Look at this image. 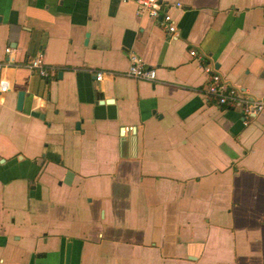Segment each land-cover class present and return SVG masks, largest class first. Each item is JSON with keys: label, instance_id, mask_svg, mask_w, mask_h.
I'll list each match as a JSON object with an SVG mask.
<instances>
[{"label": "crops", "instance_id": "crops-1", "mask_svg": "<svg viewBox=\"0 0 264 264\" xmlns=\"http://www.w3.org/2000/svg\"><path fill=\"white\" fill-rule=\"evenodd\" d=\"M160 1L171 37L133 0H0V264H264V108L201 66L264 93V0Z\"/></svg>", "mask_w": 264, "mask_h": 264}, {"label": "built area", "instance_id": "built-area-1", "mask_svg": "<svg viewBox=\"0 0 264 264\" xmlns=\"http://www.w3.org/2000/svg\"><path fill=\"white\" fill-rule=\"evenodd\" d=\"M135 3L136 14L146 13L154 18H157L158 24L164 29L166 34L171 37L176 34V24L171 17L164 4L160 0H133ZM175 5H179L176 2ZM264 17V8H262ZM11 50L9 45L4 46V52ZM188 52L194 54L193 49ZM7 59H0V91L7 90L10 86L9 80L1 73V69L6 65ZM24 65L34 71L40 77H47L49 68L46 66L42 58V51H37L24 61ZM202 69L205 71L207 79L203 87V93L206 97L212 98L217 104L225 107H237L244 115H252L264 108V93L260 96H254L244 92L235 85L230 84L222 78L220 73L215 69L212 63L203 62ZM104 70L98 69L95 71V78L100 79ZM127 76L153 80L154 67L148 66L144 60L135 52L128 53V64L123 70Z\"/></svg>", "mask_w": 264, "mask_h": 264}, {"label": "water", "instance_id": "water-1", "mask_svg": "<svg viewBox=\"0 0 264 264\" xmlns=\"http://www.w3.org/2000/svg\"><path fill=\"white\" fill-rule=\"evenodd\" d=\"M23 94H24L23 90H18L16 92L15 106L17 108H19L21 106ZM34 114L35 115H39L40 117L42 115L40 112H34ZM69 247H70V242L69 241L65 242V246H64V259H65V261H67V258H68V255H69Z\"/></svg>", "mask_w": 264, "mask_h": 264}]
</instances>
